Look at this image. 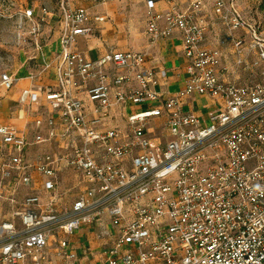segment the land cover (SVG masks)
<instances>
[{
	"label": "built area",
	"instance_id": "1",
	"mask_svg": "<svg viewBox=\"0 0 264 264\" xmlns=\"http://www.w3.org/2000/svg\"><path fill=\"white\" fill-rule=\"evenodd\" d=\"M160 1L144 0L145 32L150 44L180 34L173 93L147 50L90 58L77 47L103 15L69 0L23 11L32 34L56 18L58 63L43 90L50 113L34 120L46 131L27 139L0 125V264H69L87 226L99 264H264V31L237 0ZM15 80L1 71L0 89ZM194 95L206 98L201 114ZM68 168L67 197L58 174Z\"/></svg>",
	"mask_w": 264,
	"mask_h": 264
},
{
	"label": "crops",
	"instance_id": "2",
	"mask_svg": "<svg viewBox=\"0 0 264 264\" xmlns=\"http://www.w3.org/2000/svg\"><path fill=\"white\" fill-rule=\"evenodd\" d=\"M140 2L144 17L142 45L138 47H103L101 36L108 17L103 12L89 10L86 7L90 17L100 14L103 15L104 18L102 21L91 22L93 26L92 33L80 36L78 38L77 47L90 58H96L109 50H147L148 62L153 66L165 69V77L161 80L163 82L161 88L168 93H173L182 87L184 81V64L186 62V58L184 57L181 49L180 34L175 31L171 37L160 39L157 42L150 44L145 32V3L144 0H140ZM188 2L189 0H162L157 4V8L163 9L171 4L183 7L186 6ZM46 23L50 26L49 27L46 24L51 32L50 34L52 39L48 44L39 48L37 53L34 55L35 60L38 61L40 66L36 69V71H39L37 76L32 79L29 77L30 74H32V70L27 71L20 76L11 70H7L15 77V83L9 90L0 89V125L8 124L16 127L20 133L26 136L27 139H31L33 134L37 131L42 133L46 131L45 121H43L40 127H37L34 120L38 117L45 118L50 113L51 108L48 102L44 99L43 90L53 88L56 84L55 67L58 63L56 55L58 51L59 29L56 23H51L50 21ZM47 62L50 63V66L45 69L44 64ZM23 88H29L31 90V94L27 97L24 103H20L18 101V95ZM197 98L206 102L205 97L194 95L190 97L191 106L196 111L202 108L204 110V107H195L194 102ZM3 147L4 146L0 139V152ZM50 147L51 146L47 144L34 145L29 148L28 153L31 155L38 150L48 149ZM76 239L77 241H74ZM72 241L77 252V257L69 264H99V260L97 258L98 252H96L98 250V247L96 246L99 242L94 238L91 229L85 230L84 228H80L77 231V234L73 235Z\"/></svg>",
	"mask_w": 264,
	"mask_h": 264
},
{
	"label": "rangeland",
	"instance_id": "3",
	"mask_svg": "<svg viewBox=\"0 0 264 264\" xmlns=\"http://www.w3.org/2000/svg\"><path fill=\"white\" fill-rule=\"evenodd\" d=\"M58 1L0 0V72L11 70L18 76L31 70L32 74L39 73L36 69L40 66L34 55L39 48L50 42L52 39L51 32L48 29L49 25L44 23L40 26V31L37 34L30 33L31 22L23 17V11L27 7H34L38 15V8L41 6L56 11ZM69 1L74 5H83L89 10L103 12L107 15V23L101 36L103 47H138L142 45L144 17L140 0ZM237 3L243 13L258 25V29L264 31V0H237ZM49 21L56 23V18ZM205 104L204 100L198 98L194 102L196 108H202ZM197 112L201 114L203 108ZM58 179L60 192L64 193L63 196H70V193L76 189L71 188L75 183L73 171L70 168L61 171L58 174ZM61 205L58 204L57 207ZM84 229L90 230V227L87 226Z\"/></svg>",
	"mask_w": 264,
	"mask_h": 264
}]
</instances>
